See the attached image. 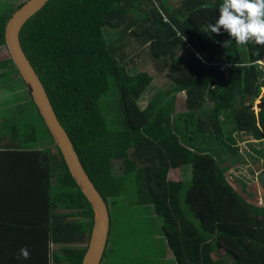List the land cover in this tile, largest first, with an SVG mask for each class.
<instances>
[{
	"label": "trees",
	"instance_id": "trees-1",
	"mask_svg": "<svg viewBox=\"0 0 264 264\" xmlns=\"http://www.w3.org/2000/svg\"><path fill=\"white\" fill-rule=\"evenodd\" d=\"M27 1L0 0V48ZM222 3L51 0L23 28V50L111 208L103 264H264V206L234 186L250 183L257 197L256 180L264 192V46L208 30ZM12 75L25 89L10 58L0 62L5 89ZM28 99L25 116L0 122V264H83L93 208ZM184 168L190 181L170 179Z\"/></svg>",
	"mask_w": 264,
	"mask_h": 264
},
{
	"label": "water",
	"instance_id": "water-1",
	"mask_svg": "<svg viewBox=\"0 0 264 264\" xmlns=\"http://www.w3.org/2000/svg\"><path fill=\"white\" fill-rule=\"evenodd\" d=\"M50 1L28 0L12 15L5 29V47L73 179L93 208L94 228L83 264H103L112 235L111 208L87 173L70 135L53 108L40 75L27 58L20 40L25 25L44 10Z\"/></svg>",
	"mask_w": 264,
	"mask_h": 264
},
{
	"label": "clouds",
	"instance_id": "clouds-1",
	"mask_svg": "<svg viewBox=\"0 0 264 264\" xmlns=\"http://www.w3.org/2000/svg\"><path fill=\"white\" fill-rule=\"evenodd\" d=\"M219 13L215 23L208 25L211 33L219 34L223 28L238 45L254 42L264 46V0H223ZM263 88L259 100L263 96ZM17 258H30L27 246L19 250Z\"/></svg>",
	"mask_w": 264,
	"mask_h": 264
},
{
	"label": "rangeland",
	"instance_id": "rangeland-1",
	"mask_svg": "<svg viewBox=\"0 0 264 264\" xmlns=\"http://www.w3.org/2000/svg\"><path fill=\"white\" fill-rule=\"evenodd\" d=\"M174 7L175 6H177V5H173ZM130 51H132L133 53H138V52H136L135 50H130ZM8 58H10L9 57V54H8V52H7V50L6 49H4V48H0V60H5V59H8ZM139 60H137V65H136V67H135V70L136 71H143L144 69H145V65H142L141 63H139L138 62ZM130 73H132L131 71H130ZM155 80H159V77L158 76H155ZM154 80V84H153V86H152V88L155 86V87H157L155 84V81ZM0 86L2 87V94H4V97L2 98V103L3 104H8V105H13V102H14V99L12 98V96H11V92H12V88H14V85L12 84V83H10V84H7V86H8V89L7 90H5V88H4V86L2 85V84H0ZM159 88H160V85L158 86ZM159 88H156V90L158 91V92H161V90L159 89ZM16 96H19V93H17L16 94ZM262 100H259V99H257L256 100V103H255V109H256V111H259V108H260V106L262 105ZM15 116H17V117H21V112L19 111V110H17L16 111V114H15ZM209 141L211 142V144H210V146L212 145V151H215V149L216 148H218V143L214 140V139H209ZM213 142H216V144H212ZM243 146H245V145H243ZM240 148H241V154H242V156H245V153L247 152L246 151V149L244 148V147H241V145L239 146ZM255 151H259V150H257L256 148H254V149H252V152H253V154H254V156H255V158H256V160L258 161L259 159H258V156L256 155V153H255ZM249 152V151H248ZM250 154V153H249ZM251 168V166L250 165H247L246 167H245V171H247V170H249ZM262 171V170H261ZM242 173H245V172H236V174L238 175V177L239 176H241V174ZM181 176V175H180ZM186 177V176H185ZM230 177V179H231V181H232V178H234V179H236V178H238V177H236L235 175H233V177H231V176H229ZM182 180H186V178H184V177H182L181 178ZM233 182V181H232ZM234 183V182H233ZM234 184H236V183H234ZM254 184L257 186V191H258V194H257V197L255 198H252V203L253 204H256V205H258V206H263L264 205V192H263V189L261 188V187H259V185H260V182L259 181H254ZM127 188L128 189H131V188H133V186L132 185H127ZM252 194H253V192H251ZM245 197V196H244ZM246 198V197H245ZM128 226H130V222H129V225ZM128 232H130V228L128 229ZM143 232H148V223L146 224V226L143 228ZM125 230L123 229L122 230V232H117L116 231V234H121V235H125ZM146 239H142V242H141V244H143V242L145 241ZM141 244H140V246H141ZM69 246V245H68ZM80 247V245L78 244V243H74L73 245H71V247ZM139 246V247H140ZM50 250H52V252H54V254H62V252L61 251H59V247H55L53 244L52 245H50ZM144 252V251H143ZM131 254H133V251L131 250ZM141 254L143 255V253L142 252H137V253H134L133 255H131L132 256V258H136V257H140L141 256ZM143 257V256H142ZM52 264H57L56 262H52ZM68 264V263H67Z\"/></svg>",
	"mask_w": 264,
	"mask_h": 264
},
{
	"label": "crops",
	"instance_id": "crops-1",
	"mask_svg": "<svg viewBox=\"0 0 264 264\" xmlns=\"http://www.w3.org/2000/svg\"><path fill=\"white\" fill-rule=\"evenodd\" d=\"M4 49H6V48H4ZM8 59L0 60V62L7 61ZM13 78H14V75H12V77L9 78V81L13 85H15V81H14L15 79H13ZM7 89L8 88H6L5 90H7ZM2 92H3L2 87L0 86V122H3V116H6V117L15 116L17 110H19L21 112V115L23 114L25 116V114H24L25 113V105H27V103H28L27 100H29L28 97L30 96L27 89L26 88L25 89H18V86H16V85L14 86V88H12L11 96L14 99L13 105H8V104L2 103V98L4 97V94H2ZM17 93H19V96H16ZM27 93L29 94L28 96H27ZM33 104H34V102H33ZM191 173L192 172H191L190 168H184L183 170L172 171L170 173V176H171L170 179H172L176 182H187V181L191 180ZM182 177L186 178V180H182L181 179ZM239 183H241V182H239ZM241 184H242V186L245 185L243 183H241ZM250 185H252V184L249 183L248 186H250ZM234 186L240 195L245 196L250 202H252V198H254V196L249 193L248 186L245 185L246 189H243L242 186H240V185L238 186L237 184H234ZM185 219H187L189 221H193V220H195V217L193 218L192 216H189V217H186ZM233 219H236L235 216L233 217Z\"/></svg>",
	"mask_w": 264,
	"mask_h": 264
},
{
	"label": "built area",
	"instance_id": "built-area-1",
	"mask_svg": "<svg viewBox=\"0 0 264 264\" xmlns=\"http://www.w3.org/2000/svg\"><path fill=\"white\" fill-rule=\"evenodd\" d=\"M259 63H260V64H263V62H262V61H260ZM263 95H264V88H263Z\"/></svg>",
	"mask_w": 264,
	"mask_h": 264
}]
</instances>
